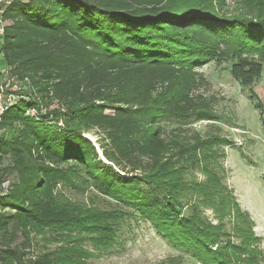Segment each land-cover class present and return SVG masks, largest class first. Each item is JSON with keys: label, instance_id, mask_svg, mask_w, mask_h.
I'll return each instance as SVG.
<instances>
[{"label": "trees", "instance_id": "1", "mask_svg": "<svg viewBox=\"0 0 264 264\" xmlns=\"http://www.w3.org/2000/svg\"><path fill=\"white\" fill-rule=\"evenodd\" d=\"M215 1H5L0 54L28 88L0 116V264H85L79 248L34 255L32 233L83 229L104 249L126 212L201 264L264 262L255 223L225 182L220 160L232 141L164 135L167 119L217 120L195 92L206 62L229 53L232 77L250 91L262 76L264 0H246L253 10L238 15ZM55 101L66 111L27 114ZM94 128L102 152L87 137ZM188 169L205 180L185 185ZM76 175L133 211L105 223L59 203V185Z\"/></svg>", "mask_w": 264, "mask_h": 264}, {"label": "rangeland", "instance_id": "2", "mask_svg": "<svg viewBox=\"0 0 264 264\" xmlns=\"http://www.w3.org/2000/svg\"><path fill=\"white\" fill-rule=\"evenodd\" d=\"M5 1L0 0V14ZM245 1L221 0L220 3L216 0L215 4L224 14L238 15L253 10L252 6H245ZM3 26L0 25V31H3ZM228 54L224 53L221 60L206 62L198 69L200 84L195 92L206 99L217 120L167 119L163 122L164 135L170 141L181 140L191 144L211 134L222 135L232 141L229 146H223L226 155L220 160L225 182L234 190L242 209L251 215L254 230L262 240L259 246L264 252V118L255 108V99L251 97L254 93L264 103V62L262 76L250 91L232 77L230 67L233 59ZM6 70V63L0 54V72L4 74L0 83L4 85V99L9 103V99H19L15 92L19 91L23 82L16 80ZM87 137L102 152L100 131L96 128L89 130ZM75 171L80 174L78 170ZM182 173V180L187 186L205 180V175L198 169H188ZM83 179L79 175L70 176L60 184L58 202L68 204L84 215L93 213L96 215L94 218L105 223L112 222L115 210L133 211L94 189ZM185 213L191 214L190 208H186ZM206 215L213 217L210 209ZM123 216L125 218L120 222L116 240L108 248L96 245L92 234L86 230L61 231L54 228L33 232L31 250L34 255L44 251L63 254L71 248H79L88 254L85 264H201L190 253L174 248L150 222L141 220L137 214L130 216L126 212ZM260 264L264 262L260 260Z\"/></svg>", "mask_w": 264, "mask_h": 264}, {"label": "built area", "instance_id": "3", "mask_svg": "<svg viewBox=\"0 0 264 264\" xmlns=\"http://www.w3.org/2000/svg\"><path fill=\"white\" fill-rule=\"evenodd\" d=\"M0 32L2 33V30ZM3 77H4V74H3ZM19 88L20 89L21 88L27 89V87L25 85H22ZM10 95H12V94H10ZM4 98H5L4 97V85L3 84H0V116L4 113V111L6 110V108L9 105H12L13 103H15L17 101V100L16 101H13V100L9 99V103H8L7 101H5ZM54 110H60V111H64L65 112L66 111V108L62 104H59L58 102L55 101L54 103L50 104L49 106L43 107L41 110H36L35 108H31V109H29L27 111V114L30 115V116H33V117H37L41 113L42 114L43 113L46 114L48 112H53Z\"/></svg>", "mask_w": 264, "mask_h": 264}]
</instances>
